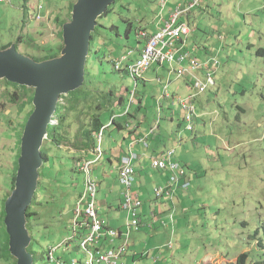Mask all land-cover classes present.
<instances>
[{
  "label": "rangeland",
  "instance_id": "374dc122",
  "mask_svg": "<svg viewBox=\"0 0 264 264\" xmlns=\"http://www.w3.org/2000/svg\"><path fill=\"white\" fill-rule=\"evenodd\" d=\"M77 1L0 0V50L13 44L30 58L59 55L63 25L70 21ZM163 1L117 0L98 20L86 65L88 82L73 94L84 97L82 104L57 126L63 140L48 139L42 147L48 161L39 170L38 204L33 207L38 214L27 223L33 226L29 232L38 252L37 264H56L49 260L54 250L55 259L63 264L73 259L83 264L88 258L79 247L80 227L75 219L86 191L82 167L97 158L99 133L86 134L95 115L107 128L104 155L91 167L92 180L97 184L99 217L111 228L127 233L128 216L121 209L125 189L118 180L115 153L137 156L134 190L139 193V173L162 152L174 150V161L190 176L188 189L180 190L172 203L164 202L163 221L151 225L147 216L160 203L154 191L164 184L159 176L147 185L150 197L145 215L142 210L143 225L132 231L120 264H231L242 253L260 261L264 258V244H259L264 243V0L201 1L208 7L204 15L194 14L195 8L192 19H185L193 32L187 46L198 47L195 56L202 62L217 60L218 67L207 68L214 71V84L195 95L185 84L186 77L171 75L167 90L171 99L163 97L167 65L153 66L145 76L149 83L140 81L138 87L128 74L135 59L127 55L136 49L140 29L151 33L169 15ZM178 1L167 0L166 6ZM157 70L164 75V84L157 83ZM194 74L204 79V73ZM190 95H195L192 103L199 118L192 132L185 130L186 123L179 117V101ZM32 96L31 90L0 80V210L15 188V162L21 154L23 126L34 110ZM113 118L116 123L110 126ZM139 130L150 136L147 147L138 144L130 152L131 134ZM0 232L5 237L4 228ZM115 242L119 245L123 240ZM1 248L5 250L3 243ZM12 263L0 257V264Z\"/></svg>",
  "mask_w": 264,
  "mask_h": 264
},
{
  "label": "built area",
  "instance_id": "2783aa9c",
  "mask_svg": "<svg viewBox=\"0 0 264 264\" xmlns=\"http://www.w3.org/2000/svg\"><path fill=\"white\" fill-rule=\"evenodd\" d=\"M166 3L167 0H164L162 3L163 8ZM198 3L199 0H194L185 7L179 6L175 8L169 19L163 24V27L153 34H150L145 29H140L138 38L143 37L146 42L139 58L128 66V73L135 81L136 87L155 65H167L168 73L176 75L178 79L184 76L191 77V87L192 90L196 91L195 95L204 93L209 85L214 84L213 71H208L207 68L208 65H211L213 69L218 67L217 60L212 57L202 62L192 54V49L187 47L190 29L185 22L180 21ZM126 58L124 56L122 59L125 60ZM116 69L120 70V62L116 64ZM200 70L204 72V79H200L194 74L195 71ZM158 80L161 81L160 79ZM169 84L170 81L168 80L163 86V97L165 99H171L172 97L167 91ZM195 95H190L186 99L179 101L182 120L186 123L185 130L189 132L194 131L193 124L199 119L195 114V108L192 103ZM176 98L179 97L177 96ZM106 128L103 127L99 132L98 146L95 149L97 158L92 161H86L82 167V171L87 175L86 191L85 195H82L76 210L75 226L80 227L79 230L84 229L82 232L84 234L83 239L79 247L86 253L88 258L83 264H120L128 253L132 231H139L143 225L141 215L144 204L139 193L134 190L136 177L134 161H136L137 156L124 158L119 166L120 184L125 189L121 209L128 216L127 233L124 234L111 228L106 220L99 217V208L96 200L97 184L92 180L93 171L91 167L104 155L102 143ZM152 134H154V130H152ZM149 138L150 136H146L137 143L144 144L147 147ZM174 154V150L167 151L152 162L151 167L154 171L170 174V178L166 183L155 189L154 196L156 200H161L167 196L168 202L172 203L177 192L188 189L189 177L185 173L183 166L174 161ZM78 222H81V225H78ZM121 238H123V244L116 247L117 243L115 241ZM103 243H107L110 247L107 249L106 245H102ZM55 251L50 252L49 260L56 262V264H63L60 260L55 259ZM71 264H80V262L73 259Z\"/></svg>",
  "mask_w": 264,
  "mask_h": 264
},
{
  "label": "water",
  "instance_id": "95a60500",
  "mask_svg": "<svg viewBox=\"0 0 264 264\" xmlns=\"http://www.w3.org/2000/svg\"><path fill=\"white\" fill-rule=\"evenodd\" d=\"M117 0H78L71 20L63 25L64 48L60 57L43 62L18 52L16 45L0 50V80L34 89V110L21 138L15 188L5 202L4 224L9 236V251L17 264H34L28 252L32 238L27 227V210L38 190L44 159L42 147L48 128L55 124V113L62 96L85 83L86 65L92 35L98 20Z\"/></svg>",
  "mask_w": 264,
  "mask_h": 264
},
{
  "label": "trees",
  "instance_id": "16d2710c",
  "mask_svg": "<svg viewBox=\"0 0 264 264\" xmlns=\"http://www.w3.org/2000/svg\"><path fill=\"white\" fill-rule=\"evenodd\" d=\"M73 6L74 5H72V11H73ZM112 6V5H111ZM111 6L108 8V10H107V12H106V14L110 11V8H111ZM105 14V15H106ZM105 15H103V16H105ZM102 16V17H103ZM101 17V18H102ZM71 20V19H70ZM99 26V25H98ZM98 26H97V28H98ZM97 28H96V30H97ZM95 30V31H96ZM61 39L63 40V33H61ZM93 40H94V34L92 35V39H91V46H92V42H93ZM12 44H9L8 46H6V49L8 48V47H10ZM16 47H17V49H18V45H16ZM63 48H64V44L58 49V51L57 52H59V55H56V56H52V55H48V56H45L44 58H36V57H33V59L36 61V62H43V61H47V60H52V59H55V58H58V57H60V55H61V52H62V50H63ZM117 63H115V65H116ZM165 65H163V66H160L161 68L162 67H164ZM168 69V68H167ZM129 74V73H128ZM87 78H88V73L86 72V75H85V83H87L88 82V80H87ZM159 79V78H158ZM8 84H11V85H13V86H16V87H20V88H22V89H24V91L25 92H28V91H32V94L33 93H35V91H34V89H32V88H27V87H24V86H19V85H17V84H13V83H10V82H8V81H6ZM142 83H143V81H141ZM139 85V84H138ZM84 86V85H83ZM82 86V87H83ZM75 92H71L68 96H62L61 97V103L59 104V107L60 108H57V111H56V118H55V120H57L58 121V124L57 125H52V126H50L49 128H48V138H49V140H53V141H59L58 143H60L63 139L61 138V137H59L58 135H57V126H61L62 124H64L65 122H66V119H67V117H68V112L71 110V109H73V108H75V107H77V105H81L82 104V100L84 99V97H76V96H73V94H74ZM15 96H16V94H15ZM172 96V95H171ZM33 96L31 97V99H30V104H32V102H33ZM64 102L66 103H68V105L70 106H68L67 104H64ZM32 112H33V110L30 112V114L28 115V118H27V121H28V119H29V117H30V115L32 114ZM128 115H130V114H128ZM95 118H93V120H92V128L90 129V130H88L87 132H86V134L89 136V137H93L92 135H93V133H99L100 131H101V129L103 128V127H105V125L101 122V120H100V118H99V115H95L94 116ZM182 119V118H181ZM183 121V120H182ZM27 123V122H26ZM114 123H116V120L115 119H113V121H112V123H111V126H113V124ZM26 125V124H25ZM25 125L23 126L24 128H25ZM23 131H24V129H23ZM189 132V131H188ZM23 135V132L21 133V136ZM57 137H58V139H57ZM88 145H89V142L87 143ZM83 145H85L84 147L86 148V149H90L87 145H86V143H84ZM42 152V156H43V159H44V162L46 163L47 161H48V157H47V154H46V152H43V150L41 151ZM20 153H21V150H20ZM19 157H20V155H19ZM102 158V157H101ZM100 158V159H101ZM100 161V160H99ZM98 161V162H99ZM15 165H16V172H15V174H14V177H13V179H12V183H13V185L15 186V182H16V175H17V171H18V162L16 163L15 162ZM120 166V165H119ZM119 166H118V168H117V174H118V180H119V182H120V173H119ZM135 166V165H134ZM183 166V165H182ZM183 169L185 170V167L183 166ZM136 170V169H135ZM185 173L187 174V172H186V170H185ZM169 174V173H168ZM136 175H137V171H136ZM187 176L189 177V175L187 174ZM169 178H170V174H169ZM168 178V179H169ZM14 190V189H13ZM39 191V190H38ZM178 193V192H177ZM176 193V194H177ZM175 194V195H176ZM6 200H7V198H6ZM6 200L4 201V206H3V209H1L0 210V229L1 228H4V230H5V237L2 235V233L0 232V257H2V258H5L6 259V261H10V260H12L13 261V263L12 264H17V261H16V259L11 255V253H10V251H9V236H8V234H7V232H6V227H5V224H4V219H5V217H6V212H5V202H6ZM38 204V193L36 192V194H35V197H34V200H33V202H32V204H31V206L28 208V210H27V221H28V223L30 222V221H34L35 220V216H37V212L36 211H33V207L34 206H36ZM3 210V211H2ZM78 225H81V222H78ZM27 227H28V230L30 231V232H33V226L31 225V228H29V225H27ZM127 229V228H126ZM84 231V229H81V230H79V233L77 234V236H78V238H79V241H80V243H81V241H82V239H83V232ZM119 232H121V231H119ZM123 233V232H122ZM118 240H123V238H121V239H118ZM124 242V241H123ZM123 242L121 243V244H123ZM4 244V246H5V250L4 249H2L1 248V244ZM34 244H35V242H34V240H33V238H32V243H31V245L29 246V248H28V252H30L33 256H34V264H37V262H38V258H37V250H36V248H34ZM121 244H119V245H121ZM259 244H261V246L264 244L263 243V241H260L259 242ZM119 245H115L116 247H118ZM80 246V245H79ZM5 251L8 253V256L6 255V253H5ZM71 263V262H70ZM231 264H264V258L260 261V260H257V259H255V258H252L251 256H250V254L249 253H242V254H240L238 257H237V260H236V262H234V263H231Z\"/></svg>",
  "mask_w": 264,
  "mask_h": 264
},
{
  "label": "crops",
  "instance_id": "0c3cea01",
  "mask_svg": "<svg viewBox=\"0 0 264 264\" xmlns=\"http://www.w3.org/2000/svg\"><path fill=\"white\" fill-rule=\"evenodd\" d=\"M194 0H179L178 2H176L174 5H172L171 7H167L166 5H165V7L164 8H166L168 11H169V15H168V17L166 18V17H163V20H162V22L159 24V23H157L156 24V26L150 31L151 33L150 34H153V33H155V32H157L158 31V29H160L161 27H163V24L169 19V17H170V14L174 11V9L175 8H177V7H179V6H183V7H185V6H187L188 4H190V3H192ZM201 1L202 0H199V3L194 7V8H192L187 14H186V16H184V17H182L181 19H180V21H182V22H185L186 23V21H185V19L187 18H191L192 19V15H194V14H198V15H204V13L207 11V9H208V7H207V5H205V4H203V3H201ZM195 8H198V10H197V13H194V14H192V11L195 9ZM197 20V18H195V21ZM187 24V23H186ZM188 25V24H187ZM188 27H189V29H190V34H189V36H188V40H189V37H190V35L193 33L192 32V30H191V28H190V26L188 25ZM139 39V41H138V45H137V47H136V49H134L133 51H131V52H129V54L127 55V57L130 55V56H132V57H134V59H135V61L139 58V56H140V54H141V52H142V50H143V47H144V44H145V42H146V39L145 38H138ZM9 45V44H8ZM8 45H6V46H8ZM6 46H4L3 48H2V50H4V49H6ZM188 47V46H187ZM192 49V54L195 56L196 55V51H197V49H198V47H196V48H194V47H192L191 48ZM196 58H198L197 56H195ZM199 59V58H198ZM161 68V67H160ZM163 68V67H162ZM167 70V69H166ZM158 71L159 70H157V72H156V77H157V83L159 82L160 84H164V81H165V79H164V75H158ZM200 72H201V74H203L204 72L202 71V70H200ZM148 73V72H147ZM213 73H214V71H213ZM146 76V75H145ZM184 77H186V78H184L183 80H185V84L189 87L190 86V88L192 89V87H191V77H189V76H184ZM158 78L161 80V81H159L158 80ZM170 78H171V75L168 73V75H167V78H166V82H167V80H169L170 81V84H171V80H170ZM183 78V77H182ZM182 78H179V79H182ZM156 79V78H155ZM154 79V80H155ZM178 79V78H177ZM153 80V81H154ZM165 82V83H166ZM149 82H148V80L147 79H145V77H144V80H143V84H148ZM169 84V85H170ZM177 97V96H176ZM128 114V113H127ZM173 117H174V113L172 112V114L170 115L169 114V116H168V118H169V120H173ZM179 117L180 118H182V115H181V112H180V114H179ZM124 128V127H123ZM131 132H133L132 130H130L129 129V133H131ZM146 137V133L145 132H141V130H139V132H137L135 135L134 134H131V140L133 141V143H132V147L130 148V152L131 151H133L134 150V147H136V146H138V143L137 142H139V141H141L143 138H145ZM152 138V137H151ZM115 153V152H114ZM113 154V153H112ZM115 154H117L118 155V166L120 165V163H121V161L124 159V158H126L127 156H126V154H125V152H123V154H122V156H120L118 153H115ZM114 154V155H115ZM163 154V152L161 153V155ZM160 155V156H161ZM159 156V157H160ZM138 159V158H137ZM155 159H157V158H154L153 159V161L155 160ZM144 160V159H143ZM142 160V161H143ZM176 160V159H175ZM152 159L149 161V163H147V165L145 166L146 168L143 170L144 172H140L139 173V178L141 179V182H142V187H141V190H140V192L141 193H139V195H140V197H141V199H142V201H143V204H144V207H143V210H144V215L147 213V210H148V208L145 206V203H146V199H147V197L149 198L150 197V194H149V192H148V190H147V185H150L151 184V182L153 181V179L154 178H158L159 176H160V182L161 183H163V184H165L166 183V181L168 180V178H169V174L167 173V174H164V173H159V172H156V171H154L153 169H152V167H151V164H152ZM177 161V160H176ZM177 162H179V161H177ZM117 166V167H118ZM135 169H136V167H135ZM137 171V170H136ZM154 172H156V173H154ZM137 173H138V171H137ZM156 175H158V176H156ZM146 180V181H145ZM189 182H190V176H189ZM177 195V194H176ZM155 197V196H154ZM164 198H166V201H162ZM162 200H157L156 202L158 203V202H160L159 204H157L156 205V207H155V211H152L151 213H150V215H148L147 217H149L150 219H148V222H149V225H151V224H153V223H157L158 221H160V222H162L163 220H162V218L164 217V215H163V205H165L164 204V202H167L168 201V197L167 196H165ZM156 199V198H155ZM179 199V198H178ZM162 202V203H161ZM102 245H106V248L108 249L110 246L107 244V243H103ZM135 260V259H134Z\"/></svg>",
  "mask_w": 264,
  "mask_h": 264
},
{
  "label": "bare ground",
  "instance_id": "6f19581e",
  "mask_svg": "<svg viewBox=\"0 0 264 264\" xmlns=\"http://www.w3.org/2000/svg\"><path fill=\"white\" fill-rule=\"evenodd\" d=\"M56 115V114H55ZM114 119V118H113ZM56 122V121H55ZM157 130V129H156ZM151 133V132H150ZM155 134V133H154ZM99 135V134H98ZM144 139V138H143ZM128 157V156H127ZM101 160V159H100ZM84 195V194H83ZM82 197V196H81ZM97 199V198H96ZM97 203H98V201H97Z\"/></svg>",
  "mask_w": 264,
  "mask_h": 264
},
{
  "label": "clouds",
  "instance_id": "9594fccd",
  "mask_svg": "<svg viewBox=\"0 0 264 264\" xmlns=\"http://www.w3.org/2000/svg\"><path fill=\"white\" fill-rule=\"evenodd\" d=\"M56 114V113H55Z\"/></svg>",
  "mask_w": 264,
  "mask_h": 264
}]
</instances>
